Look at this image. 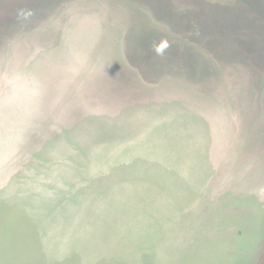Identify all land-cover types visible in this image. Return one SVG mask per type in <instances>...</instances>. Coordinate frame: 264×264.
Instances as JSON below:
<instances>
[{"label": "rangeland", "instance_id": "1", "mask_svg": "<svg viewBox=\"0 0 264 264\" xmlns=\"http://www.w3.org/2000/svg\"><path fill=\"white\" fill-rule=\"evenodd\" d=\"M0 264H264V0H0Z\"/></svg>", "mask_w": 264, "mask_h": 264}]
</instances>
